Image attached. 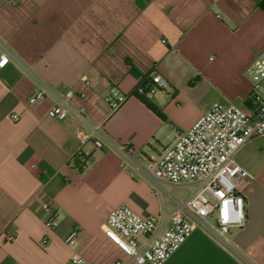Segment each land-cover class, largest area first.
<instances>
[{
	"label": "crops",
	"instance_id": "1",
	"mask_svg": "<svg viewBox=\"0 0 264 264\" xmlns=\"http://www.w3.org/2000/svg\"><path fill=\"white\" fill-rule=\"evenodd\" d=\"M4 49L0 264H73L74 255L88 264H133L105 235L110 212L128 206L165 220L197 184L151 183L118 153L81 146L79 122L48 116L54 99L34 107L28 100L41 82L72 90L93 123L155 158L212 103L247 109V69L264 50V0H0V55ZM132 66L167 84L150 99L154 109L132 95L113 111L105 100L113 89L129 95L144 81ZM80 150L90 159L84 169L73 160ZM235 160L253 176L243 191L246 223L229 235L239 254L196 229L164 264H264V136ZM42 201L59 209L52 229L41 219ZM73 229L79 235L70 246Z\"/></svg>",
	"mask_w": 264,
	"mask_h": 264
},
{
	"label": "built area",
	"instance_id": "2",
	"mask_svg": "<svg viewBox=\"0 0 264 264\" xmlns=\"http://www.w3.org/2000/svg\"><path fill=\"white\" fill-rule=\"evenodd\" d=\"M9 59V51L4 49L0 55V68L5 67ZM247 74L251 81L247 109L235 102L212 103L205 114L188 130L179 133L155 158L135 150L129 142L112 138L102 125L93 123L85 109L73 104L72 90L58 91L41 82L30 96V107L48 97L54 99L48 116L79 122L77 138L81 146L92 143L97 149L118 153L123 164L143 179L151 183L197 184V191L188 200L177 202L175 210L165 220L143 217L128 206L116 207L110 212L105 235L133 264H164L196 229L210 234L219 244L239 254L229 235L231 228H240L246 223L243 191L253 176L236 162L235 156L251 139L264 136V50L251 63ZM149 78L148 84H139L129 95L113 89L106 96V102L116 111L132 95L150 100L167 81L159 74ZM11 118L15 122L20 120L19 114H13ZM73 160L78 162V169H84L90 163L88 154L82 150ZM58 212V207L51 201L40 203V216L46 227L52 229L55 226ZM78 235L77 229L71 230L66 243L75 246ZM8 239L13 237L8 236ZM42 243L46 244V240ZM70 261L88 264L75 255Z\"/></svg>",
	"mask_w": 264,
	"mask_h": 264
},
{
	"label": "trees",
	"instance_id": "3",
	"mask_svg": "<svg viewBox=\"0 0 264 264\" xmlns=\"http://www.w3.org/2000/svg\"><path fill=\"white\" fill-rule=\"evenodd\" d=\"M132 73L137 76V77H141L142 79H144V81L142 82L144 85L148 84V82H146V80H150V76L149 75H142L137 69H135V67L132 66ZM139 99H141V101H143L144 103H146L148 106L152 107L154 109V107L152 106V103L150 100H147L145 97L142 96H137ZM75 166L77 167L78 162L75 160Z\"/></svg>",
	"mask_w": 264,
	"mask_h": 264
},
{
	"label": "rangeland",
	"instance_id": "4",
	"mask_svg": "<svg viewBox=\"0 0 264 264\" xmlns=\"http://www.w3.org/2000/svg\"><path fill=\"white\" fill-rule=\"evenodd\" d=\"M239 107L243 108L242 106H239Z\"/></svg>",
	"mask_w": 264,
	"mask_h": 264
}]
</instances>
